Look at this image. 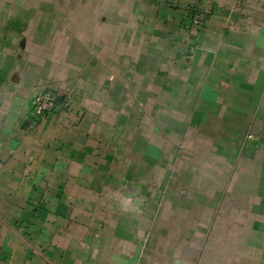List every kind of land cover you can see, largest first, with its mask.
Returning <instances> with one entry per match:
<instances>
[{
	"label": "crops",
	"instance_id": "obj_1",
	"mask_svg": "<svg viewBox=\"0 0 264 264\" xmlns=\"http://www.w3.org/2000/svg\"><path fill=\"white\" fill-rule=\"evenodd\" d=\"M0 264H264V0H0Z\"/></svg>",
	"mask_w": 264,
	"mask_h": 264
},
{
	"label": "rangeland",
	"instance_id": "obj_2",
	"mask_svg": "<svg viewBox=\"0 0 264 264\" xmlns=\"http://www.w3.org/2000/svg\"><path fill=\"white\" fill-rule=\"evenodd\" d=\"M68 92H66L65 94H61V95H66V97H67V94L70 92L69 90H67ZM50 91L48 90V91H43V92H40L37 96H36V98L37 97H39V96H41V95H44V94H46V93H49ZM53 94V93H52ZM59 97H61V96H59ZM59 101V100H58ZM57 101V102H58ZM179 104H181V103H179ZM152 105H153V103H149V104H147V110L146 111H148V110H151L152 109ZM43 114V113H42ZM42 114H39L38 113V110H37V108H36V106H35V101H34V105H33V118H35V117H38V115H42ZM137 121H138V119H135V124L137 125ZM156 121H158V119H156V118H146V120H145V122H144V124H146V125H148L149 127H151V130H153L152 129V127L154 126V122L156 123ZM104 127H106L105 126V124H102ZM108 127V126H107ZM109 136H113V137H115L116 139L114 140V141H111V147L110 148H112V150H111V154L110 155H112L113 154V156H115V160L116 161H122V160H124L125 161V159H126V157H128V158H130V159H135L136 157H140L139 156V154L138 153H140V154H142L141 153V151H138V150H131L129 153H127V150L126 149H124L122 146H121V144H120V138L118 137V135L116 136V135H109ZM134 136H136V134H134ZM151 137H152V134H151ZM185 151H180L179 152V157L182 159L184 156H185V154L186 153H184ZM163 153H165V157H168V156H170V154H171V152L169 151V150H167V151H163ZM147 154V153H146ZM149 154L151 155V154H153V150H150L149 151ZM172 154H175L174 152H172ZM182 155V156H181ZM147 156H149V155H147ZM175 156V155H174ZM150 157V156H149ZM150 158H152V157H150ZM169 159V158H168Z\"/></svg>",
	"mask_w": 264,
	"mask_h": 264
},
{
	"label": "built area",
	"instance_id": "obj_3",
	"mask_svg": "<svg viewBox=\"0 0 264 264\" xmlns=\"http://www.w3.org/2000/svg\"><path fill=\"white\" fill-rule=\"evenodd\" d=\"M55 96L52 93H46L35 99V106L39 114L44 113L45 111L50 110L53 106Z\"/></svg>",
	"mask_w": 264,
	"mask_h": 264
},
{
	"label": "trees",
	"instance_id": "obj_4",
	"mask_svg": "<svg viewBox=\"0 0 264 264\" xmlns=\"http://www.w3.org/2000/svg\"><path fill=\"white\" fill-rule=\"evenodd\" d=\"M53 95H54V94H53ZM54 96H55V100H54V104H55V103L57 102V100L60 99V97L57 96L56 94H55ZM62 99H63V96H61V100H62ZM54 104H53V105H54Z\"/></svg>",
	"mask_w": 264,
	"mask_h": 264
}]
</instances>
